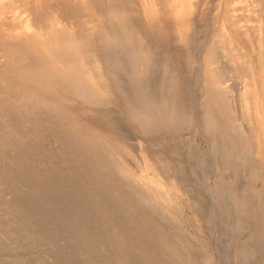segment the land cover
Returning a JSON list of instances; mask_svg holds the SVG:
<instances>
[{"label":"rangeland","instance_id":"rangeland-1","mask_svg":"<svg viewBox=\"0 0 264 264\" xmlns=\"http://www.w3.org/2000/svg\"><path fill=\"white\" fill-rule=\"evenodd\" d=\"M229 2L191 14L188 43L159 15L109 17L125 40L102 104L0 119V264H264V0Z\"/></svg>","mask_w":264,"mask_h":264},{"label":"bare ground","instance_id":"bare-ground-1","mask_svg":"<svg viewBox=\"0 0 264 264\" xmlns=\"http://www.w3.org/2000/svg\"><path fill=\"white\" fill-rule=\"evenodd\" d=\"M207 1L0 0V119H7L5 124L12 125L10 127L12 129H14L13 127L17 128L16 126L19 124L15 125V123V126H13V123L8 122V120H13L12 115L16 113L21 114L20 112H23L24 114L25 110H27L25 105L30 100H36V104H38V100L49 101L55 109H57L56 105H58L56 101H60L66 103L72 109L75 107V99L90 97L94 99L96 97L95 101H97V99L109 97L113 91L114 84L112 83V77L104 73L102 68L110 64L114 59H109L110 56L107 54L109 51L107 50H110L109 48L112 46L116 47L118 44L120 47L125 40L124 38L122 41L121 36L113 34L111 30L109 31V17H115L112 19L113 23L116 22L114 21L116 18H118L119 22L124 23L129 18H127V14H146L148 19L159 15L164 27H167L169 31H176L179 39L188 43L189 33L193 29V15L191 14H206L204 11L205 7L203 9L202 5H205ZM230 1L232 2V0ZM81 15H84V23L74 24V19H78ZM168 18L172 19V24L167 22ZM126 29L125 31H127ZM98 45L101 46L102 50H106V53L104 51L97 52L96 48ZM130 45L133 48L135 46L133 43ZM137 46L135 47L136 51H138L136 49ZM141 50L140 60L147 59V52L150 51L145 50V48V51L143 50L142 52ZM182 59L184 60V58ZM206 61L208 62L207 59ZM208 71L209 79L215 83L214 75L216 74L214 70L208 69ZM220 97V94L214 93L209 99L216 103L215 106H218L216 101L219 99L222 102ZM41 101L40 104L42 103ZM222 103L219 105L222 106ZM30 104L28 105L30 106ZM212 104L210 102V105H207L208 108ZM33 107L31 106V110ZM143 107L145 105L138 107L139 110L137 108L135 113L140 114V117L147 123L152 122L154 120L153 114L149 112L148 107ZM217 108L220 109L219 106ZM34 109L37 110L38 108ZM28 114L30 113L26 112V115ZM155 115L158 114L155 113ZM209 115L212 116V114ZM78 120L80 119H77L76 123L79 126H85V129L84 127L82 128L84 130L87 128V132L89 131L92 135L91 140L95 141L97 137H103L96 128L87 124L83 125ZM105 142L107 143L108 141L105 140ZM117 145L119 146V142ZM155 157L158 159L157 156ZM156 178L173 188H177L171 177L164 178L165 180L161 179V176ZM156 178L154 179L156 180Z\"/></svg>","mask_w":264,"mask_h":264}]
</instances>
